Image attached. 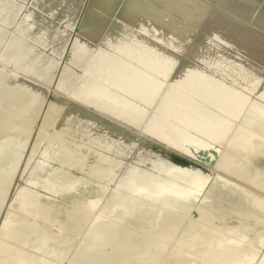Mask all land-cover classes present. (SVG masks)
Wrapping results in <instances>:
<instances>
[{"label": "bare ground", "instance_id": "1", "mask_svg": "<svg viewBox=\"0 0 264 264\" xmlns=\"http://www.w3.org/2000/svg\"><path fill=\"white\" fill-rule=\"evenodd\" d=\"M83 1L0 0V264H264V2L86 0L56 73Z\"/></svg>", "mask_w": 264, "mask_h": 264}, {"label": "rangeland", "instance_id": "2", "mask_svg": "<svg viewBox=\"0 0 264 264\" xmlns=\"http://www.w3.org/2000/svg\"><path fill=\"white\" fill-rule=\"evenodd\" d=\"M214 2H217L218 0H213ZM260 3H263L264 0H259ZM51 97V96H49ZM170 155L172 157H174L177 161H183V159H181L182 157L180 156H177V154L175 152H169ZM185 156V155H184ZM198 157H195L197 158L196 160L199 161V160H202L201 163H206L207 160H203L201 154H197ZM186 159L189 158V160H193L190 156H185ZM200 158V159H199ZM202 158V159H201ZM188 160V159H187ZM189 162V161H188ZM187 161L184 162L185 165H191V163H188ZM196 162V161H195ZM194 162V163H195ZM210 163V160L209 162L207 161L206 164ZM199 164V163H198ZM203 171L205 172H209V167H207L206 165H203L200 167ZM30 172V170L28 169L26 171V173L23 174V176L20 174L18 176V178L16 179V183L19 184V183H23V180L24 178L27 177L28 173ZM23 177V179H22ZM98 181H99V178L96 176V175H84V176H81L80 179L76 182H74V188L72 189H64L63 191H60L58 194L56 195H43L41 197V200L46 202V203H49L51 204L54 208H58L60 205H63L64 203H66L67 201L69 200H72V199H77V198H85V197H88L90 194H95L96 190H98ZM93 192V193H92ZM223 211L225 212V210L223 209ZM225 219H223V224L226 225V224H229V223H236L238 222L237 220V215L235 213L233 214H227L225 212ZM232 220V221H231Z\"/></svg>", "mask_w": 264, "mask_h": 264}, {"label": "water", "instance_id": "3", "mask_svg": "<svg viewBox=\"0 0 264 264\" xmlns=\"http://www.w3.org/2000/svg\"><path fill=\"white\" fill-rule=\"evenodd\" d=\"M85 2H86V0L83 1V4L81 6V9H80L79 13L77 14V16H75L76 22H75V25H74V27H73V29L71 31V34L69 36V39H68V42H67V45H66V48H65L66 53H63V54L60 55V57H59V63L57 65L56 73H57L58 70H61L62 69L63 65L60 66L61 65V61H62V58L65 57V56H67L69 54V52H70V50H71V48L73 46V43H74V41L76 39L77 33L79 31L78 29L80 27L79 25H80V23L82 21V18H83V16H80V15H82V11H83V8L85 6ZM58 81H59V74L56 77L55 81H53L52 84H51V86H53V91L56 90V86H57ZM198 153L202 155V152H198Z\"/></svg>", "mask_w": 264, "mask_h": 264}]
</instances>
